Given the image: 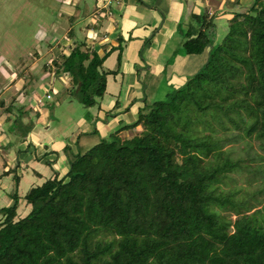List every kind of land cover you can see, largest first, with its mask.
<instances>
[{
  "label": "trees",
  "instance_id": "obj_1",
  "mask_svg": "<svg viewBox=\"0 0 264 264\" xmlns=\"http://www.w3.org/2000/svg\"><path fill=\"white\" fill-rule=\"evenodd\" d=\"M191 19L182 48L208 54L183 85L85 152L66 145L67 172L23 197L15 168L2 173L13 174V187L0 208V264H264V203L220 189L243 167L224 150L233 137L215 136L237 130L264 156V0L233 12L216 44L213 16ZM73 44L53 61V76L69 77L81 106L100 109L121 51L100 57L85 41ZM115 50L116 67L106 69ZM20 202L30 210L16 219Z\"/></svg>",
  "mask_w": 264,
  "mask_h": 264
},
{
  "label": "crops",
  "instance_id": "obj_2",
  "mask_svg": "<svg viewBox=\"0 0 264 264\" xmlns=\"http://www.w3.org/2000/svg\"><path fill=\"white\" fill-rule=\"evenodd\" d=\"M68 1L69 4L61 3L59 5L58 15H61L60 18L64 17V19L73 18L71 19V24L69 23V29H74L75 32L79 30L80 33L81 26L85 25L89 35H85L84 37H87L88 41L92 39L93 42H90L94 45L93 50L100 57L104 55V52L109 51L111 47L118 48L121 51L119 71L116 75L107 77L106 92L101 100V110H99V114L97 113V116L99 115L97 122H101L100 116H104V118L102 117L101 123L96 122L99 129H94L93 131L95 134H100L102 139L107 138L111 132L120 127L129 125L131 122L133 123L136 120L133 114L134 110L137 115L139 109H150L156 92L157 94L158 92L162 94L166 92V95L173 89H177L205 62L208 54L207 48H201L192 53H188L182 48L185 33L193 25H196L191 19L192 15L207 13L208 16H213L214 36H212L211 41L216 44L226 33L231 14L247 9L251 4V0ZM82 8L83 12L81 16H74L78 13V9ZM103 15H105L106 19L102 18ZM81 17L85 19L81 21ZM93 17H96L97 20H91ZM89 20L93 22L92 25L87 23ZM61 24V20L60 22L53 23L48 31L44 27L42 28V26L39 27L40 34L43 35L44 39L40 40L41 44L39 43L37 47L36 60H39L40 55L43 57L49 55L56 57L59 50L57 49L58 44L55 34L58 30V32L62 30ZM217 29L221 31L218 35H216ZM119 50L111 52L104 61L103 66L106 69H115ZM108 63V66H111V68H107ZM137 67H139V73L136 72ZM44 77L45 79L43 77L38 78L42 79L41 81H37L36 77L30 78L28 86L31 87V93H35L36 91L34 90H37L41 86L49 87L54 84L55 87L60 88L59 85L61 83L57 82V78L51 84L50 77H46L45 75ZM143 83H146L144 86L145 90L149 89L148 94L152 97L150 100L145 98L144 101L140 97V87L143 88ZM150 86L152 90H150ZM164 86L166 90L162 88ZM129 88L133 89V93L135 94L130 99L131 103L128 102L129 104L127 105L123 99L126 97V94L130 93L127 90ZM49 93L50 91L46 92V95ZM50 96L53 98L52 93ZM43 98H37V104H42L39 102V99L43 101ZM115 98H119L120 100H115ZM27 99L29 102L30 98ZM28 102L27 104L31 111L33 104ZM116 102L119 103L117 107L114 106ZM111 109L113 110L109 111ZM30 111L28 110L27 113ZM108 111L109 113H113V115L108 116L110 115L109 113L107 114ZM36 113L38 115L37 120L39 121L40 119L41 121L43 116L38 112ZM105 115L108 117H105ZM129 115L132 117V121L129 124H124L123 121ZM28 116L32 119L30 114ZM93 121L94 117L88 118V123L92 124ZM42 124L43 122H35L36 128L41 127ZM101 127L102 129L107 128V130L103 132L102 129L100 130ZM90 130L89 125L88 130H82L81 132L71 130L70 136L63 133L58 135V138H55L52 136L53 133H48L47 131L43 133L35 131L30 133L29 137L31 141L28 138H24L25 140L19 145V152L13 149V146H4V150H6L7 155L10 157L11 167L16 169L15 172L19 176L18 196L23 197L30 188L41 185L45 180L52 178L54 173H57L58 177L61 178L68 170V161L64 153V147L66 145L69 146L73 153L85 152L92 146H90L91 143L88 142V138L82 139V136L88 135ZM93 132L91 133L93 134ZM122 132L124 131L119 133V137ZM39 134H41V137ZM68 138L70 140L67 141ZM84 139L86 142H82ZM87 145L90 147H87ZM4 166L6 168L8 164L5 163ZM62 173L64 174L62 175ZM12 178V173L0 177V208L10 206L12 200L9 195L13 186ZM22 204H20V207H22ZM29 210L28 207L25 214L19 215L17 213L18 217L16 219L27 215Z\"/></svg>",
  "mask_w": 264,
  "mask_h": 264
},
{
  "label": "rangeland",
  "instance_id": "obj_3",
  "mask_svg": "<svg viewBox=\"0 0 264 264\" xmlns=\"http://www.w3.org/2000/svg\"><path fill=\"white\" fill-rule=\"evenodd\" d=\"M61 3L69 4V1L0 0V104L2 102L4 107L6 106L5 108L0 106V174L4 171L11 172L13 170L9 161L10 157L7 155L6 150H4L3 147L10 145L11 147L13 146V149L19 152V145L25 140L24 138H28V140L31 141V138L29 137L31 132L39 131L40 133H43L47 131L48 133H53L52 136L55 138H58V135L63 133L70 136L71 130L75 132H81L86 129L88 130L90 125V133L82 136V139L88 138V142L91 143L90 146L103 140L100 134L91 133L94 129H99L96 122L97 117H99V115L97 116V113L101 109H98L97 106L91 108L81 106L77 97L71 96L69 93V90L72 87L69 77L63 74L56 77L57 82L61 83L59 85L60 88L57 86L55 87L53 84L55 81L53 76V61H58L57 59L61 54L67 55L74 45V40H77L78 42L85 41L90 49H93L94 47L92 39L88 41V38L84 37L85 35H89L85 25L81 26L80 33L79 30L75 32L74 29L68 28L70 26L69 23L71 24V19L73 18H60L61 15L59 16L58 12ZM82 12L83 8L78 9V13L74 16H81ZM102 18L106 19L105 15H103ZM84 19L85 18L83 17L80 18L81 21ZM60 20L62 23V30H60V32H58V30L55 34L58 44L57 49L59 50L58 54H56V57L53 55L47 57L40 55L39 60H36L35 55L37 47L41 42L40 40L44 39L43 35L40 34L39 27L42 26V28L44 27L48 31L53 23L60 22ZM91 20L96 21L97 19L96 17H93ZM91 20L87 23L92 25L93 22H90ZM70 33L73 34L74 38L70 37ZM218 33H221L219 29H217L216 35H218ZM92 36L95 37L94 35ZM82 50H85V48L82 47ZM108 65L109 63L107 64V68H111V66ZM43 66L45 69H50L51 72L49 73H51V76L48 74V70L43 72ZM137 68L136 72L139 70V67ZM38 74L39 76H37ZM44 75L50 77L51 84L53 85L49 87L41 86L37 90H34L36 91L35 93H31V87L28 86L30 78L36 77L37 81H41L42 79L38 78L43 77V79H45ZM145 84L146 83H143V88L140 87V97H142L143 100L145 98L150 100L152 97L148 94L149 89L145 90ZM162 88H165V86ZM23 90H25V92H23ZM127 90H129L130 93L126 94V97L124 95L125 98L123 100L124 103L128 105L131 103L130 99H132L131 97H134L135 93H133L134 90L131 88ZM150 90H152L151 86ZM48 91H50L49 94L52 93L53 96L50 101L45 100L46 92ZM165 93L162 94L161 92H158L157 94L156 92L153 101L164 99ZM39 97H44L43 101L41 100L42 104L40 105L37 104L36 100ZM27 98H30L29 102L27 101ZM115 100L120 99L115 98ZM27 102L33 104V109L31 111ZM9 105H11V107L9 110H6ZM28 110L30 111L29 113H27ZM109 111H112V109ZM147 111H149V109L144 110V113ZM36 112L43 116L41 121L40 119L39 121L37 120L38 115ZM29 114L32 116V119L28 116ZM133 114L134 117H136L135 119H137L135 110ZM6 117H9L8 121L6 120ZM91 117H94L92 124L88 123V118ZM100 117V121L102 122L104 116ZM105 117L108 116L105 115ZM131 121L132 117L129 115L123 123L129 124ZM14 122H16V126ZM35 122H43V124L41 127L36 128ZM101 129L102 127L100 130ZM102 130L104 132L107 128ZM139 131V127L126 130L120 134V137L122 139H128ZM39 136L41 137V134H39ZM215 136L225 138L233 137L235 142L225 146L224 150L229 151V157L231 160L241 161V166L243 167L240 171L227 174L226 178H223V184L219 185L220 189L222 191H237L236 198L239 200L245 197L249 199V195L254 194L260 204L264 203V192H259L261 189H264V156L258 147V141L254 138H245L241 136L239 131L233 129L219 131ZM68 140H70V138H68L67 141ZM84 140L82 142H86V140ZM104 140H108V137H105ZM90 146L87 145V147ZM5 163L8 164L6 168L4 166ZM14 170L16 171V169ZM63 174L64 173H62V175ZM11 203L12 201L10 202V205ZM21 203H23L22 207H20ZM21 203L17 210L19 215L25 214L29 207L24 205V202ZM250 203L255 202L251 201ZM232 219H235V217L232 216Z\"/></svg>",
  "mask_w": 264,
  "mask_h": 264
},
{
  "label": "built area",
  "instance_id": "obj_4",
  "mask_svg": "<svg viewBox=\"0 0 264 264\" xmlns=\"http://www.w3.org/2000/svg\"><path fill=\"white\" fill-rule=\"evenodd\" d=\"M45 100H47V101H50L51 100V96H50V94H47L46 96H45ZM39 102L40 103H42V101L39 99Z\"/></svg>",
  "mask_w": 264,
  "mask_h": 264
}]
</instances>
